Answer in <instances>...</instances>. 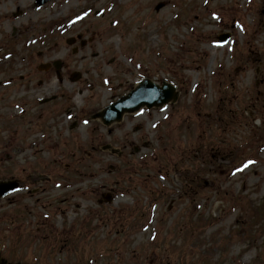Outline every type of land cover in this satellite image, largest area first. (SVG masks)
<instances>
[{
    "label": "rangeland",
    "instance_id": "374dc122",
    "mask_svg": "<svg viewBox=\"0 0 264 264\" xmlns=\"http://www.w3.org/2000/svg\"><path fill=\"white\" fill-rule=\"evenodd\" d=\"M144 77L177 102L92 118ZM2 178L1 259L264 264V0H0Z\"/></svg>",
    "mask_w": 264,
    "mask_h": 264
},
{
    "label": "water",
    "instance_id": "95a60500",
    "mask_svg": "<svg viewBox=\"0 0 264 264\" xmlns=\"http://www.w3.org/2000/svg\"><path fill=\"white\" fill-rule=\"evenodd\" d=\"M46 1L48 0H37V4L41 5ZM227 37L228 35L224 36V39ZM178 96L179 92L176 91L174 85L163 82L160 86L150 79H145L129 94L123 96L117 102L110 104L96 116L101 117L103 122L109 125L115 121H120L125 112H134L143 106H147L148 108L163 106L171 101H176ZM18 186L19 183L16 181H0V196L7 194Z\"/></svg>",
    "mask_w": 264,
    "mask_h": 264
},
{
    "label": "trees",
    "instance_id": "16d2710c",
    "mask_svg": "<svg viewBox=\"0 0 264 264\" xmlns=\"http://www.w3.org/2000/svg\"><path fill=\"white\" fill-rule=\"evenodd\" d=\"M262 214H264V208L260 206L258 211V216H261Z\"/></svg>",
    "mask_w": 264,
    "mask_h": 264
},
{
    "label": "bare ground",
    "instance_id": "6f19581e",
    "mask_svg": "<svg viewBox=\"0 0 264 264\" xmlns=\"http://www.w3.org/2000/svg\"><path fill=\"white\" fill-rule=\"evenodd\" d=\"M26 16H27V12L25 11V12L22 13V17L21 18L24 19V18H26Z\"/></svg>",
    "mask_w": 264,
    "mask_h": 264
},
{
    "label": "flooded vegetation",
    "instance_id": "af4514ba",
    "mask_svg": "<svg viewBox=\"0 0 264 264\" xmlns=\"http://www.w3.org/2000/svg\"><path fill=\"white\" fill-rule=\"evenodd\" d=\"M7 264H9V263H7Z\"/></svg>",
    "mask_w": 264,
    "mask_h": 264
}]
</instances>
